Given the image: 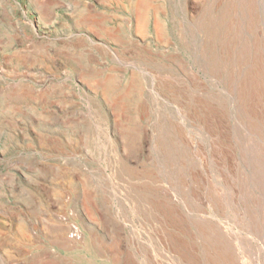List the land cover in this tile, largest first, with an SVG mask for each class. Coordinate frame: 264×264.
Returning <instances> with one entry per match:
<instances>
[{"label":"rangeland","instance_id":"obj_1","mask_svg":"<svg viewBox=\"0 0 264 264\" xmlns=\"http://www.w3.org/2000/svg\"><path fill=\"white\" fill-rule=\"evenodd\" d=\"M137 4L0 0V264H264V0Z\"/></svg>","mask_w":264,"mask_h":264},{"label":"bare ground","instance_id":"obj_2","mask_svg":"<svg viewBox=\"0 0 264 264\" xmlns=\"http://www.w3.org/2000/svg\"><path fill=\"white\" fill-rule=\"evenodd\" d=\"M138 15H137V25L138 28L144 30L147 26L148 14L150 11V0H139V4H137ZM234 8V7H233ZM234 10V9H232ZM233 12V11H232ZM235 12V11H234ZM157 22V21H156ZM157 24V23H156ZM159 36V35H158ZM175 218V217H174ZM60 221L59 231L57 236L52 240L53 244L58 245L61 248L70 247L75 245L78 242V237L74 240H71L72 233L74 232V228L71 226V220L66 218V220ZM67 221V222H66ZM22 226V224H21ZM78 231V230H77ZM76 231V232H77ZM19 236L25 240L30 241L29 233L25 230V228H19L18 230ZM74 234V233H73ZM76 234V233H75ZM80 234V233H79ZM74 237V236H72ZM19 238V237H18ZM27 244V243H26ZM13 246V245H12ZM17 249V248H16ZM8 251V250H7ZM10 251V250H9ZM8 253V252H7ZM10 253V252H9ZM12 253V252H11ZM17 253V252H16ZM10 255V254H9ZM12 255V254H11ZM14 256V255H13ZM13 259V258H12Z\"/></svg>","mask_w":264,"mask_h":264}]
</instances>
